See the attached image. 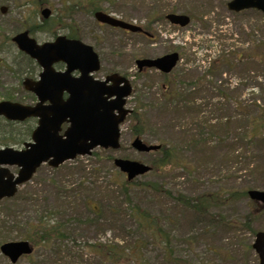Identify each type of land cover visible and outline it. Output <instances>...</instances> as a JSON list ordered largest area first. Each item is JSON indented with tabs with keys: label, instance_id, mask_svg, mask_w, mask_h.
<instances>
[{
	"label": "rangeland",
	"instance_id": "obj_1",
	"mask_svg": "<svg viewBox=\"0 0 264 264\" xmlns=\"http://www.w3.org/2000/svg\"><path fill=\"white\" fill-rule=\"evenodd\" d=\"M90 1L107 14L144 26L153 39L99 25L93 18ZM229 1L0 0V101L35 102L30 94L22 91L18 77L22 75L20 80L35 78L38 70L29 66L10 42L12 36L24 30L38 43L50 41L59 35H76L99 55L101 67L94 74L95 78L103 79L106 75L118 73L126 76L132 85V94L126 101V107L132 113L121 126V149L112 151L96 148L90 156L78 157L55 170L43 165L31 181L18 190L20 195L26 193L33 199L37 197L36 207L20 204L25 218H21V221L34 220L41 213L50 211L49 208L55 211L57 202L54 203L52 195L53 184L72 182L89 171H92L95 179L99 178L97 185H104L103 190L96 189L95 195L92 194L95 196L93 203L101 202L97 193H100L104 204L113 201L112 197L125 177L113 166L112 160L123 157L150 165L155 159L152 153H138L130 147L136 128L145 143L160 144L173 140L172 130L168 126L172 118L176 117L171 110H164L162 104L174 102L159 100L161 89L166 85L164 78L155 70L138 74L134 64L138 58H156L172 51L178 52L180 61L173 71V81L178 80L179 87L190 95H185L179 101L177 98V104H210L203 112L204 117L212 118V122L218 126L212 135L207 134L208 140H216L209 148L194 150L185 144L180 146L182 154L197 168V176L194 175L192 181H188L184 170L180 171V177L174 184L164 180L162 172H156L138 177L134 181L138 186L134 183L130 186V200L155 224L153 234H141L136 224L125 219L118 222L120 229L106 225L97 232L92 227L79 226L73 233L75 244H71L75 264H97V258L91 256L89 246L112 242L119 243L121 247L127 242L130 244V247H125L131 251L130 260L124 264H258L250 245L253 241L252 230L254 233L264 231V212L250 221V229L241 231L229 233L218 222L219 218L241 221L251 213L254 204L247 196L211 208L209 214L213 217L212 222L196 217L175 199L139 190L142 183L164 180L167 181L164 188L173 197L177 194L194 197L204 192L227 194L230 191H264V141L255 143L253 168L244 167L242 159L233 163L235 157L231 155L234 138L242 134L244 125L242 116L238 114L248 111L246 107L239 109L240 104L246 106L254 98L258 100V106L264 108V66L244 62L243 65L226 67L218 62L214 76L203 80L204 73L214 59L264 52V16L256 10L232 13L227 9ZM45 7L49 8L50 15L42 20L40 10ZM168 13L187 15L190 18L189 25L181 28L169 24L163 18ZM24 68L26 74L20 75L19 72ZM56 69H63V66ZM194 69L198 71L194 73ZM133 113L141 114V118L138 120ZM221 138L223 142L219 141ZM7 146L15 149L21 147L18 144ZM237 153L238 156L244 154L241 144H238ZM11 171L16 173L15 168H11ZM87 179L83 181L86 186ZM93 203L91 205L95 206ZM11 207V203H1L0 214L3 215ZM77 212L75 218L85 217L81 207ZM65 217L68 218V215ZM15 229L20 230L21 227ZM123 232H129V235ZM17 235L14 232L13 236ZM1 239L0 244L4 242ZM134 239L137 240L133 245ZM17 240L21 238L14 239ZM41 253L21 259L18 264H70L68 257L61 263L49 259L45 261ZM0 264H8L1 254Z\"/></svg>",
	"mask_w": 264,
	"mask_h": 264
},
{
	"label": "trees",
	"instance_id": "obj_2",
	"mask_svg": "<svg viewBox=\"0 0 264 264\" xmlns=\"http://www.w3.org/2000/svg\"><path fill=\"white\" fill-rule=\"evenodd\" d=\"M90 10H99L101 7L94 5V2L90 1ZM166 6H163V8ZM164 18V16H163ZM70 38H77L74 34H69ZM221 59V60H220ZM29 61V60H28ZM248 61V62H246ZM218 62H222L223 66L235 67L243 65L245 63L258 64L264 66V52L259 54L242 56L235 55L232 58L219 57L218 60L214 59L209 64L206 72L204 73L203 80L208 76H214L216 68H218ZM245 62V63H244ZM194 73L198 69L193 70ZM191 72V70H188ZM175 73V72H174ZM173 76V75H172ZM174 77V76H173ZM165 78V77H164ZM167 78H165V81ZM180 82L175 81L168 82L161 89L159 100L167 101L173 104H162L164 110H171V113L175 114L176 118H172L170 125L173 133V140L164 141L160 143V149L152 154L155 155V159L150 163L151 171L149 174L162 172L164 174V180L168 183L174 184L177 178L180 177V171L184 170L188 181H192L194 175L197 176V168L191 164L189 160L182 154L180 146L182 144L188 145L194 150L199 148L207 149L214 145L215 139L208 140L207 134H213L214 130L218 129L217 124L212 122V118L204 117V111L210 107V104H177L178 101L183 99L185 95H190L185 89L179 87ZM258 100L252 99L250 104H240L239 109L248 108V111H244L239 116H242L244 125L242 126V134L234 138V150L231 155L235 157L233 163H238L240 159L244 160V167L253 168L254 162V147L255 143L264 141V108L258 106ZM258 103V104H257ZM159 104H156L157 106ZM184 111V114L182 113ZM182 114L186 117L184 118ZM133 115L139 120V115ZM141 118V117H140ZM141 120V119H140ZM175 120V121H174ZM33 127V121L27 120L21 125L13 124L0 120V146H7L9 144H23L29 138L30 132ZM19 129L18 131H15ZM212 131V132H211ZM135 135L140 136L141 132L136 128ZM223 142L224 139H219ZM238 144L244 147V154L238 156ZM214 148V147H212ZM210 152V150H208ZM229 157H227L228 159ZM82 172L83 170L78 169ZM77 172V171H76ZM74 172V173H76ZM72 173V175L74 174ZM182 173V172H181ZM88 178V179H87ZM87 179L86 184L83 183ZM99 178L95 179L92 171L85 172V175H81L78 179L68 182L62 185L53 184L52 195L54 197V203H56V210L45 211L41 213L34 220H22L23 216L22 207L20 204H27L30 207H36V196L33 199L31 195L21 194L18 192L13 198L6 199L1 203H11V208H7L3 215L0 217V237L2 241H10L16 238L28 240L33 246V253L31 256L42 255V258L46 261L49 259L51 262H64L66 258H70V264H75V253L71 250L72 245L75 244V236L73 233L79 227H92L97 232H100L101 227L114 226L115 229H120L118 222L123 219L131 224H136L138 232L141 234L149 233L153 234L155 230L154 222L148 218L145 212L139 210L140 208L130 200V186L137 185L135 182L128 183L125 180L119 185L116 193L112 197L113 201H107V204L103 203L102 197L97 193L96 195L101 199V202L93 203L96 189L103 190ZM146 182L140 184L141 192H152L156 195H164L167 198H172L185 206L186 210H189L193 215L198 218H203L206 221H214L213 217L209 214V210L213 207H219L229 203L231 200H236L240 197H245L246 191L243 192H226L227 194L220 192H204L197 194L196 196H185L177 194L175 197L171 196L170 192L164 187L167 185V181L164 182ZM63 182V181H62ZM138 186V185H137ZM174 189V188H173ZM170 189V190H173ZM91 202L95 205H91ZM98 205V206H97ZM20 206V207H19ZM81 209L85 212V219L75 218L77 211ZM264 212L263 209L254 206V209L247 216H244L241 221H229L219 218L218 222L224 230L241 231L244 229H250V221H253L260 213ZM68 215V218L65 215ZM15 227L20 228L16 230ZM23 227V228H22ZM124 229H127L126 227ZM14 232H17L19 236H13ZM152 232V233H151ZM125 235H129V232H123ZM254 230H252V235ZM142 238L143 236H140ZM137 239H134L133 245ZM72 244V245H71ZM140 246V245H139ZM130 244H124L122 247L119 243H99L91 244L89 252L93 258H97L96 263H109V264H124L130 260ZM140 248V247H138ZM127 253V254H126ZM28 256L27 258L29 259Z\"/></svg>",
	"mask_w": 264,
	"mask_h": 264
},
{
	"label": "water",
	"instance_id": "obj_3",
	"mask_svg": "<svg viewBox=\"0 0 264 264\" xmlns=\"http://www.w3.org/2000/svg\"><path fill=\"white\" fill-rule=\"evenodd\" d=\"M227 8L234 12L255 9L264 15V0H231ZM41 14L47 18L49 11L43 10ZM94 17L98 22L112 27L133 33L142 31L139 27L102 12L95 13ZM166 19L180 27L189 23L185 15L169 14ZM12 41L20 51L35 60L42 72L39 81L24 82L25 89L38 100L34 106L0 102V117L9 121L37 118L31 142L25 143L24 149H0V200L13 197L17 186L27 182L42 163L46 162L56 168L78 156L90 155L97 147L119 149V125L129 113L124 105L131 91L128 81L117 74L104 81L94 79L91 74L100 67L98 56L92 47L81 41L60 36L53 42L38 45L27 33L17 34ZM177 61V53H171L155 59H139L135 64L139 71L154 68L167 74ZM57 62L65 65L64 72L53 69V64ZM74 71L79 72L78 78L71 77ZM64 93L67 94L65 100L62 98ZM63 123H68V127L60 135ZM131 146L137 152L144 153L159 148L148 146L139 139H135ZM113 163L126 175L127 181L150 171L149 166L137 161L116 158ZM13 166L18 168L16 176L8 169ZM247 195L264 208V191L250 190ZM252 249L258 256L259 264H264V232L256 233ZM31 252L32 248L27 241L7 242L0 246V253L9 259L10 264H16L20 257Z\"/></svg>",
	"mask_w": 264,
	"mask_h": 264
},
{
	"label": "flooded vegetation",
	"instance_id": "obj_4",
	"mask_svg": "<svg viewBox=\"0 0 264 264\" xmlns=\"http://www.w3.org/2000/svg\"><path fill=\"white\" fill-rule=\"evenodd\" d=\"M1 64H2V62L0 61V66H1ZM60 65L58 64V65H56V67H59ZM26 70H25V68L24 69H22V71H20L19 73H20V75H21V73L22 74H26V72H25ZM22 76V75H21ZM106 77V76H105ZM25 78H23L22 80H20V79H18V81L20 82V85H21V87H23L22 86V83H23V80H24ZM23 91V90H22Z\"/></svg>",
	"mask_w": 264,
	"mask_h": 264
}]
</instances>
